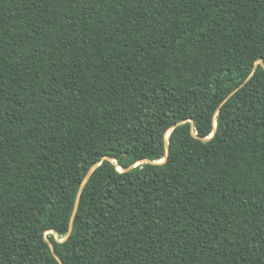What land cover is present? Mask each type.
<instances>
[{"label":"trees","instance_id":"16d2710c","mask_svg":"<svg viewBox=\"0 0 264 264\" xmlns=\"http://www.w3.org/2000/svg\"><path fill=\"white\" fill-rule=\"evenodd\" d=\"M0 264H264V0H0Z\"/></svg>","mask_w":264,"mask_h":264},{"label":"water","instance_id":"95a60500","mask_svg":"<svg viewBox=\"0 0 264 264\" xmlns=\"http://www.w3.org/2000/svg\"><path fill=\"white\" fill-rule=\"evenodd\" d=\"M212 135H213V133H211L210 136H212ZM210 136H209V137H210ZM163 160H165V158H164ZM163 160H161V161H163ZM92 169H93V168H92ZM92 169H91V170L89 171V173L87 174V176H86V178H85V181H86V179L88 178V176H89L90 172L92 171ZM85 181H84V182H85ZM51 232H52V231H51Z\"/></svg>","mask_w":264,"mask_h":264}]
</instances>
